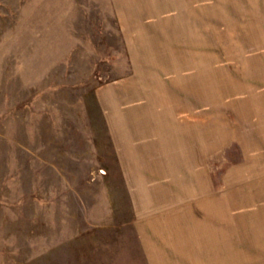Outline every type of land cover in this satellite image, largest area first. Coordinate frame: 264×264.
Listing matches in <instances>:
<instances>
[{
	"label": "rangeland",
	"instance_id": "obj_1",
	"mask_svg": "<svg viewBox=\"0 0 264 264\" xmlns=\"http://www.w3.org/2000/svg\"><path fill=\"white\" fill-rule=\"evenodd\" d=\"M171 6L0 0V264H264V138L238 139L239 88H253L242 90L264 109V0H209L210 15L194 17L193 46L175 32ZM141 103L178 124L185 109L209 121L206 160L129 150L135 136L124 128ZM245 146L258 161L252 192L230 172ZM204 166L212 198L229 206L238 196V231L227 209L223 235L202 238L222 247L202 249L179 228L190 198L181 171ZM146 179L161 190L144 194Z\"/></svg>",
	"mask_w": 264,
	"mask_h": 264
},
{
	"label": "crops",
	"instance_id": "obj_2",
	"mask_svg": "<svg viewBox=\"0 0 264 264\" xmlns=\"http://www.w3.org/2000/svg\"><path fill=\"white\" fill-rule=\"evenodd\" d=\"M171 1H172V6H171L172 15L178 17V19H176L175 21V25L177 27L175 29L176 30L175 32L190 33L191 35H186L187 37L186 39L189 42L187 46H193V32L195 31L194 17L210 15L209 6H208L209 0H171ZM160 15L162 16V13ZM184 17H186L187 20L184 19ZM158 21L161 20L159 19ZM134 31L140 32L142 31V29H136ZM191 73L192 75H194L193 71ZM247 88H248L247 85L239 88L241 91L240 95H242L240 101L242 102L241 110L243 109L245 114L242 115L241 124L238 125V139L239 140L241 139L245 145H249L254 141H258V140L263 141L264 138V114L262 115L264 109L262 105L260 106V108L259 105L257 108L255 107V105H253V101H252L253 95L249 93L251 92L254 93L253 91L254 89L253 88L247 89ZM242 89L244 90L246 89L248 91L250 90L251 92L248 91L245 92ZM130 106L133 110L137 105L136 106L130 105ZM138 106L141 108L140 114L142 115L133 116L134 119H131L129 125H125L126 128H124L126 131L131 130L130 134H132L131 135L132 137L133 135L135 136V138H133V141H131V143L129 144V150L134 148H138L141 150L143 149L145 150V153L147 154L146 157H148V159L157 158V154L161 151L164 153V156L163 158L160 159H167V160L171 159L172 161L173 160L177 161V159L184 160L187 157L188 159L197 158L198 160L201 159L206 160L208 156V152L205 149H208L210 144V137H211L209 121L206 122L208 123V125H206L204 121L202 122L198 121L196 124V121L189 120L190 117L188 116V111H186L187 109H185L183 112H181V114H183L181 116H184L185 119L182 120V122H180L181 125H179L180 123L178 124L176 123V121L173 122L172 120L169 119L168 116L171 115L167 116L166 114L168 112V109L164 107H159L157 103L156 104L147 103L143 105L141 103ZM255 111L258 114H261L262 116L259 117L258 115L255 116L254 115ZM159 112L163 113L165 119L161 118ZM157 117L159 118V120ZM255 120H257V122H259L261 125L254 126ZM180 134H181V138H180ZM195 136H197V140ZM196 144L199 145L198 148H196L195 146ZM196 149H198V152H196ZM200 149L202 151H200ZM124 150L126 151V148H124ZM128 152L129 151H126L127 154ZM130 152H132V155L130 156L132 157L135 151L132 150ZM251 152L248 151L245 146L244 160H242L243 162H241L240 167L238 165V168L232 169L230 171V172H235L233 174L235 180L234 186H237L236 183L237 181L238 183H242L241 185H243L245 182L246 185L249 176L254 175V172L251 168L254 165V163L255 162L258 163V161L253 162L252 159L254 155ZM260 158L261 156L259 155L258 159ZM139 159H141L140 160L142 161L141 164H143L144 163L143 161H145V159L143 157H139ZM261 167L264 168V163H261ZM177 168L178 170H185L183 167H177ZM181 172H182L181 183L187 184V186L190 187L189 189H187L190 198L188 199V201H186V205H189L188 213L184 218V222L182 223L183 224L182 228H179V230L185 231L187 240L190 239L191 241V243H188L190 246L191 244L194 247L201 246L202 249H205L206 246L207 247L221 246L220 242L215 239L213 240L211 239L208 242H204L202 238L206 234L207 230L211 231V234H214L217 237L223 235L224 228L223 226H219V225H221L220 222L222 221L223 223L224 221L227 222L226 221L228 220L227 214L224 212L227 211V209L235 210L234 223H235L236 231H238L237 230L238 229V196H236L235 199L236 201L234 202V204H231L230 202L229 206L222 199L219 200L212 198L210 195L211 179L209 178L210 180L209 179L207 180L206 178L205 166L201 168L196 167L195 170L187 169V171L185 170ZM262 173L264 175L263 171ZM143 175L147 176V174H143ZM154 175L157 176L160 175V173L156 172L154 173ZM145 181L147 182L145 183ZM145 181H143V183H145L146 185L144 186L143 191L144 194L147 193V195H149L153 191V188H150V186L153 185H151V179H146ZM247 185L248 186L245 189L246 191L247 190L250 192L254 191V187L252 186L253 183L247 182ZM153 187H155L154 191H159L161 190L160 188H162L161 185H156V184ZM166 188L168 189V191H172V193L175 191L173 190L174 188H169L168 186H166ZM152 201L153 200H151L150 202ZM158 201L168 202V204H170V199H168L167 196H164V198H161V196H159ZM157 204L160 205V203ZM151 205H156V204L152 202ZM199 205H202V207H204L205 215L203 216L195 215L193 212L194 211L193 208ZM208 209H213L212 213ZM167 223L174 224L173 222H167ZM172 227H173V232L178 231L175 225H171V230ZM223 238L224 237H222V239ZM233 243L235 244V242ZM192 261L189 260L188 263L195 264L194 257L192 258ZM208 261L209 264H212L211 260ZM202 264L205 263L203 262Z\"/></svg>",
	"mask_w": 264,
	"mask_h": 264
}]
</instances>
